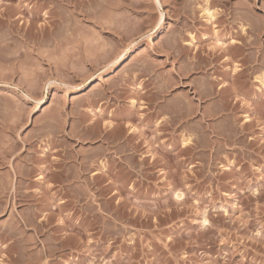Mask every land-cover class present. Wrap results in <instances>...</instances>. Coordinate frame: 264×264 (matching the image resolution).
<instances>
[{
    "label": "rangeland",
    "instance_id": "rangeland-1",
    "mask_svg": "<svg viewBox=\"0 0 264 264\" xmlns=\"http://www.w3.org/2000/svg\"><path fill=\"white\" fill-rule=\"evenodd\" d=\"M258 76L264 0H0V264H264Z\"/></svg>",
    "mask_w": 264,
    "mask_h": 264
},
{
    "label": "bare ground",
    "instance_id": "bare-ground-1",
    "mask_svg": "<svg viewBox=\"0 0 264 264\" xmlns=\"http://www.w3.org/2000/svg\"><path fill=\"white\" fill-rule=\"evenodd\" d=\"M72 1V0H71ZM207 2V1H206ZM73 4V3H72ZM156 5H158V6H161L160 5V2L159 1H157V4ZM204 8V7H203ZM208 8V7H207ZM207 8H205L204 10H202V11H204V13H205V16H206V21L207 22H212V20L215 18V15H217V14H215L214 12H212V11H210L209 9H207ZM204 15V14H203ZM165 17H163V15L161 16V18H160V21H159V23L157 24V26L154 28V30L152 31L153 33L152 34H155V33H159V32H161V31H163V29L165 28V19H164ZM205 21V22H206ZM107 22V21H106ZM104 26V25H103ZM240 30H241V33H243V34H245V33H247L246 31L248 30H246V27H240ZM154 36V35H153ZM244 36V35H243ZM193 37V36H192ZM191 41V40H190ZM236 42V41H235ZM235 42L232 40V43H234L235 44ZM188 44V43H187ZM4 45V44H3ZM4 47V46H3ZM104 52V51H103ZM142 52V51H141ZM105 53V52H104ZM108 53V52H107ZM128 53V52H127ZM127 53H122L116 60H114L113 62H111L108 66H109V68H111V67H114V66H119L125 59H126V54ZM115 54V53H114ZM128 55V54H127ZM4 56H5V54H4ZM13 57V56H12ZM11 57V58H12ZM104 58V57H103ZM12 61V60H11ZM236 67V66H235ZM154 69V68H153ZM104 73V75H106V74H108V71H105V72H103ZM259 77V76H258ZM255 79V78H254ZM256 80H258L257 82H259V84L261 85V87H263L264 88V78L263 77H259L258 79H256ZM47 85H50V83H48ZM52 86V85H51ZM133 104L135 103V102H132ZM131 103V104H132ZM38 104H43V100H40V103H38ZM132 104V105H133ZM180 196H181V194L179 195V194H176L174 197L176 198V200H179L180 201Z\"/></svg>",
    "mask_w": 264,
    "mask_h": 264
}]
</instances>
